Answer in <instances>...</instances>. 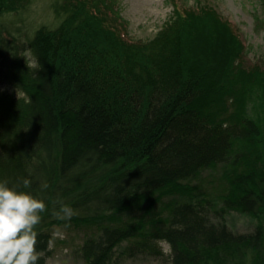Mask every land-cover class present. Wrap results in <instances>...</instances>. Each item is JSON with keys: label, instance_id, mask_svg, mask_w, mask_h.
I'll use <instances>...</instances> for the list:
<instances>
[{"label": "trees", "instance_id": "16d2710c", "mask_svg": "<svg viewBox=\"0 0 264 264\" xmlns=\"http://www.w3.org/2000/svg\"><path fill=\"white\" fill-rule=\"evenodd\" d=\"M24 1L0 0V15ZM170 1L148 41L128 35L116 0H54V28L0 47V78L20 94L0 90V180L48 207L40 264L54 228L88 230L82 264H111L123 244L169 264H264V68L244 64L238 28L210 2ZM232 212L253 229L235 232Z\"/></svg>", "mask_w": 264, "mask_h": 264}, {"label": "rangeland", "instance_id": "374dc122", "mask_svg": "<svg viewBox=\"0 0 264 264\" xmlns=\"http://www.w3.org/2000/svg\"><path fill=\"white\" fill-rule=\"evenodd\" d=\"M120 16L127 22L128 35L137 40L152 39L171 19L173 6L170 0H116ZM198 0H185L187 6L194 5ZM238 28L244 44L243 62L246 66L258 64L264 68V7L262 0H206ZM25 6L17 12H4L0 15V43H10L16 39L21 42L40 27L54 28L58 20L53 10L54 0H25ZM2 48L5 49L4 45ZM25 57L31 58L29 52ZM0 90L19 97L18 91L6 85L0 78ZM220 176V170L203 173L202 186L208 193L215 194ZM213 221H217L211 215ZM252 220L246 216L232 212L226 217V223L235 232L247 233L253 229ZM62 235L54 237L50 246V255L46 264H82L76 256V250L88 233V230L54 228ZM52 233V234H53ZM125 244L117 249L111 264H169L163 259H155L142 254L128 257L122 253Z\"/></svg>", "mask_w": 264, "mask_h": 264}, {"label": "clouds", "instance_id": "9594fccd", "mask_svg": "<svg viewBox=\"0 0 264 264\" xmlns=\"http://www.w3.org/2000/svg\"><path fill=\"white\" fill-rule=\"evenodd\" d=\"M31 67L39 70L38 59L33 58ZM31 181L22 180V187L28 189ZM46 187V185H44ZM48 207L42 199H38L29 191L9 187L7 181L0 180V264H40L44 255L38 250V225L42 220V213ZM75 210L67 204H60L54 215L61 220H70ZM67 226V225H66ZM62 234L57 231L54 237ZM54 240L49 241L51 246ZM166 256H174L173 246L165 238L155 242Z\"/></svg>", "mask_w": 264, "mask_h": 264}]
</instances>
